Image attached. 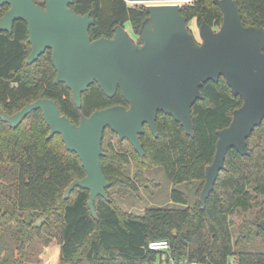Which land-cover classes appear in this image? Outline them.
<instances>
[{
  "label": "trees",
  "instance_id": "obj_1",
  "mask_svg": "<svg viewBox=\"0 0 264 264\" xmlns=\"http://www.w3.org/2000/svg\"><path fill=\"white\" fill-rule=\"evenodd\" d=\"M34 3L35 0H33ZM180 9L188 21L218 28L223 20L214 0H191ZM45 0L42 4L44 6ZM245 27L264 29V0H236ZM126 0H74L70 7L77 15L89 14L95 21L90 28L92 41L112 37L114 28L130 25L138 35L147 20L146 7H129ZM9 6H0V18ZM12 33L0 32V113L11 116L39 99L56 102L60 114L78 125L81 117L116 105L125 106L117 92L108 99L96 85L82 94L77 109L71 92L64 84L55 85L56 77L50 50L27 64L30 53L27 25L14 22ZM202 101L191 110L194 136H185L183 128L169 115L156 119L157 136L147 126L139 136L144 155L134 152L127 141L102 140L101 169L111 187L108 199L95 201L98 215L89 213L88 191L75 188L64 199L66 188L81 180L84 169L77 155L68 151L59 135L48 138L50 128L40 110L32 111L15 128L0 120V264H26L50 243L60 246V264H154L158 254L147 244L166 240L171 256L180 264H264V250L246 248L257 239L264 243V231L256 225L264 219V121L248 140V155L234 150L226 155L225 170L207 198L199 202L205 168L214 159L216 133L232 122V114L242 105L234 97L223 77L217 83L202 85ZM105 135V134H104ZM130 157L141 167H159L168 182L188 185L199 182L196 202L187 206V197L171 191V198L182 208H148L143 215L122 212L109 191L114 187H133L124 177L122 165ZM141 175V173H140ZM140 177V176H139ZM253 208V220H245L237 237L232 236L233 218ZM39 251H38V250ZM38 260V259H37Z\"/></svg>",
  "mask_w": 264,
  "mask_h": 264
},
{
  "label": "water",
  "instance_id": "obj_2",
  "mask_svg": "<svg viewBox=\"0 0 264 264\" xmlns=\"http://www.w3.org/2000/svg\"><path fill=\"white\" fill-rule=\"evenodd\" d=\"M182 2L191 0H127L131 3ZM74 0H45L44 6L33 0H0L9 6L0 18V32L12 33L14 22L27 25L30 53L27 64L37 61L50 50L56 74L54 84H64L79 109L82 94L96 83L108 99L121 90L126 107L116 105L81 117L78 125L61 115L54 100L45 98L28 104L14 115L0 113V120L10 128L19 126L34 110H40L50 128L48 138L59 135L68 151L75 153L85 175L73 181L64 192L69 199L75 189L88 191L87 207L94 219L97 198L108 199L111 183L104 177L100 157L106 130L119 142L127 141L140 158L143 146L139 136L147 125L156 137L159 113L169 115L183 128L185 136H194L191 110L203 100L202 85L217 83L223 77L234 97L242 105L233 112L228 127L216 133L214 159L205 168V181L199 202L204 208L207 198L225 170L226 155L234 150L248 155V140L264 121V29L245 27L236 0H214L223 17L214 30L202 23L200 43L187 28V19L175 4L147 5V20L138 37L140 43L120 26L113 39L92 41L89 30L95 21L89 14L77 15L70 7ZM264 231V219L256 225Z\"/></svg>",
  "mask_w": 264,
  "mask_h": 264
},
{
  "label": "rangeland",
  "instance_id": "obj_3",
  "mask_svg": "<svg viewBox=\"0 0 264 264\" xmlns=\"http://www.w3.org/2000/svg\"><path fill=\"white\" fill-rule=\"evenodd\" d=\"M44 0H35L37 4H42ZM127 2V0H126ZM175 4L180 7L192 5V1H182V2H168L157 3V2H147V3H127L129 7H147V5H165V4ZM126 31L132 36L135 40L138 39L130 28V25L125 26ZM189 29L193 35H195L197 41L199 42L198 28L195 22L189 24ZM104 140L114 143L115 139L111 136L110 132H105ZM129 163L122 165V170L124 177L127 179V182L133 187H137L136 192L133 191L130 187H114L109 193L112 195L114 203L118 209L122 212L131 214L133 216H140L144 214V211L148 208H182V204L174 201L171 198V191L176 190L187 197V206L194 204L196 202V190L200 188L199 182H193L188 185H174L170 184L164 176L163 172L159 167H141L138 159L130 157ZM141 173V175H140ZM140 176V177H139ZM203 186V185H202ZM201 186V188H202ZM257 209L253 208L247 213L242 214L240 217H234L233 223L234 228L232 229V236L235 239L239 232V227L245 220H253ZM54 243V242H53ZM56 245V243H54ZM246 248L250 252H260L264 250V243L258 241L257 239L251 241V244ZM38 250V249H37ZM39 251V250H38ZM35 259L28 260L26 264H59L57 251L50 249V252H46L44 249L42 251V257L37 261V251L33 250ZM40 252L38 253V255Z\"/></svg>",
  "mask_w": 264,
  "mask_h": 264
},
{
  "label": "built area",
  "instance_id": "obj_4",
  "mask_svg": "<svg viewBox=\"0 0 264 264\" xmlns=\"http://www.w3.org/2000/svg\"><path fill=\"white\" fill-rule=\"evenodd\" d=\"M171 4V3H170ZM148 251L160 257L154 264H180L171 256V247L166 240H155L147 244ZM196 264V263H191Z\"/></svg>",
  "mask_w": 264,
  "mask_h": 264
},
{
  "label": "flooded vegetation",
  "instance_id": "obj_5",
  "mask_svg": "<svg viewBox=\"0 0 264 264\" xmlns=\"http://www.w3.org/2000/svg\"><path fill=\"white\" fill-rule=\"evenodd\" d=\"M188 21V20H187ZM195 22V24H196V26H197V28H198V30H199V27L201 26V24L200 25H198V23H197V21H196V19H194V20H191V21H188V23H187V28H188V31L191 33V31H190V29H189V24L191 23V22ZM124 29H125V27H124ZM218 28H216V29H214V30H217ZM126 30V29H125ZM127 32V31H126ZM128 33V32H127ZM192 34V33H191ZM113 35H114V32H113ZM113 35H112V37L111 38H109V39H113ZM128 35H129V33H128ZM135 35V34H134ZM193 35V34H192ZM197 35H198V33H197ZM130 36V35H129ZM136 37H138V35H135ZM199 36V35H198ZM130 37H132V36H130ZM133 38V37H132ZM194 38H195V40L197 41V39H196V37H195V35H194ZM134 39V38H133ZM135 40V39H134ZM135 42L137 43V44H139L140 43V41H139V37H138V39H136L135 40ZM198 42V41H197ZM198 43H200V41L198 42ZM59 85V84H58ZM93 85H96V87H98V85L96 84V83H94ZM93 85H91V86H93ZM90 86V87H91ZM99 88V87H98ZM88 89H89V87H88ZM87 89V90H88ZM118 91L117 92H120V94H121V90H119V89H117ZM87 92V91H86ZM84 94V93H83ZM116 95V94H115ZM121 96H122V94H121ZM115 97V96H114ZM113 97V98H114ZM123 98V97H122ZM124 100V99H123ZM125 102V101H124ZM120 106H122V105H120ZM123 107H126L127 109L129 108L128 106H127V104H126V102H125V106H123ZM159 114H163V113H159ZM158 114V115H159ZM167 116V115H166ZM158 117V116H157ZM156 124V123H155ZM145 126H147V125H145ZM144 126V127H145ZM148 127V126H147ZM149 129V128H148ZM145 131V130H144Z\"/></svg>",
  "mask_w": 264,
  "mask_h": 264
},
{
  "label": "crops",
  "instance_id": "obj_6",
  "mask_svg": "<svg viewBox=\"0 0 264 264\" xmlns=\"http://www.w3.org/2000/svg\"><path fill=\"white\" fill-rule=\"evenodd\" d=\"M43 249L46 251V252H50V249H54L55 251H57V256H58V261H59V264H60V254H61V249H60V246L59 245H55L54 243H50V245L49 246H47V247H43L42 248V251H43ZM42 251H41V253L38 255V260L37 261H39L40 260V257H42ZM36 263H38V262H36ZM36 263H34V264H36Z\"/></svg>",
  "mask_w": 264,
  "mask_h": 264
}]
</instances>
